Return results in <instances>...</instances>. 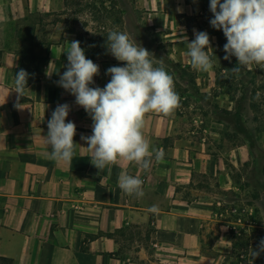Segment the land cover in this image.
Here are the masks:
<instances>
[{
    "label": "crops",
    "instance_id": "0c3cea01",
    "mask_svg": "<svg viewBox=\"0 0 264 264\" xmlns=\"http://www.w3.org/2000/svg\"><path fill=\"white\" fill-rule=\"evenodd\" d=\"M136 4L163 43L173 44L171 56L178 65L173 71L194 72L197 87L215 86L214 69L205 73L190 67L186 45L195 35L179 24L180 18L200 11V1ZM64 11L65 0H0V256L13 264H226L224 236L215 231L217 237L208 242L220 195L211 186L215 181L217 190H235L229 169L249 163V149L222 152L216 139L222 140L223 133L194 129L179 107L170 117H146L144 136L164 150L162 162L153 158L145 171L121 159L98 170L81 139L92 134L93 121L57 83L66 70L69 43L77 40L65 29ZM32 42L39 55L49 50V63L40 80L26 89L21 109L15 106L13 81L21 61L18 51ZM93 62L100 71L92 87L109 82V67L124 66L99 58ZM65 103L70 106L66 122L75 123L78 145L71 163H57L47 158L51 149L44 137L52 112ZM121 173L143 181L142 198L122 192ZM153 205L155 213L149 212Z\"/></svg>",
    "mask_w": 264,
    "mask_h": 264
},
{
    "label": "clouds",
    "instance_id": "9594fccd",
    "mask_svg": "<svg viewBox=\"0 0 264 264\" xmlns=\"http://www.w3.org/2000/svg\"><path fill=\"white\" fill-rule=\"evenodd\" d=\"M213 18L210 25L222 30L226 37L223 46L224 60L235 57L237 66L231 72L239 74L242 69L255 66L264 69V0H210ZM195 39L187 41L190 67L198 72H209L214 62L209 55L212 50L207 32L194 33ZM107 51L124 66L107 69L111 77L103 87H92L94 77L99 75V65L88 59L80 41L73 40L66 51V70L57 82L60 87L75 96V103L91 117L92 134L81 136L90 154L91 163L103 170L118 160L134 163L145 171L150 170L153 158L157 163L164 159V150L153 147L145 138L143 129L149 114L170 117L181 106V97L175 90V82L160 61L154 63L153 55L133 41L125 32L111 30L107 34ZM29 74L20 69L15 73L13 89L17 94L16 107L25 97ZM11 91V92H12ZM68 104H59L48 120V132L44 137L51 151L47 158L57 163H71L76 155L74 141L76 125L68 121ZM81 146V145H79ZM83 147V146H82ZM143 181L127 173H121L118 186L123 193L142 198ZM155 205L149 212H157ZM264 253V238L255 249L249 248L247 264H253Z\"/></svg>",
    "mask_w": 264,
    "mask_h": 264
},
{
    "label": "rangeland",
    "instance_id": "374dc122",
    "mask_svg": "<svg viewBox=\"0 0 264 264\" xmlns=\"http://www.w3.org/2000/svg\"><path fill=\"white\" fill-rule=\"evenodd\" d=\"M84 1L93 2L96 8L76 14L81 23L76 24L78 32L89 33L87 38L101 37L100 48L103 49L106 47L109 31L118 30L127 33L133 41L153 55L154 63L159 64L162 61L166 71L173 76L175 90L181 97L180 108L187 116L189 125L198 131L208 129V135L223 133L222 140L216 139V144L220 145L222 152H229L232 148L240 146L249 149L252 160L239 170L229 169V173H232V177L238 182L235 190L230 188L217 190L215 181L214 187L211 186V190L220 195L216 198L218 200H215L217 221L211 224L215 225V229L211 230L208 237V242L212 243L217 237L214 235L215 231L218 232V236H224L227 241L225 250L228 251L226 264H247L250 259L249 248L255 249L260 239L264 238V69L254 66L250 72L247 69H242L239 74L231 72L230 69L237 66V60L235 57L230 61L223 59L225 55L223 46L227 41H224V44L219 43L218 36L223 37V31L216 30L210 25V20L213 18L209 8L210 0H199L201 9L197 14L178 20L179 24L189 27L188 32L191 35L204 31L210 37L215 36L214 42L210 41L212 50H209V55L214 62L216 84L208 88L193 87L187 78L185 80V75L183 76L180 70L173 71V68L178 67L171 56L174 51L173 44L163 43L161 33L159 37L162 43H154L151 40L153 36L150 35L159 32L156 28L150 30L149 18L143 11L137 9L136 0H115L118 10L112 9L110 0L105 3L103 0ZM186 2L189 3V0ZM70 18L69 12L64 19ZM95 18L100 22H95ZM84 23L88 26H84ZM169 31L171 30L166 29L164 32ZM180 49L184 51L185 45L180 46ZM99 60L118 61L111 54ZM187 73L195 81V73L192 71ZM179 79L188 81L186 86L181 84ZM253 91L257 93L252 95ZM241 98H245L242 103L244 106L242 123L249 130V137L239 129L238 123H231L225 114L226 111H234ZM250 99L257 104L258 110L252 111L249 108ZM230 167L232 166L229 164L228 168ZM217 202H220V205ZM253 264H264V253L255 259Z\"/></svg>",
    "mask_w": 264,
    "mask_h": 264
},
{
    "label": "trees",
    "instance_id": "16d2710c",
    "mask_svg": "<svg viewBox=\"0 0 264 264\" xmlns=\"http://www.w3.org/2000/svg\"><path fill=\"white\" fill-rule=\"evenodd\" d=\"M107 0H103V2L105 3ZM103 3V4H104ZM110 3L112 4V9L113 10H118V5L117 2L115 0H110ZM93 2H85L84 0H65V6H66V11H64V14L68 16V13H71V18L67 19L66 21V30L70 33L76 34L77 36V40L80 41L81 47L85 50V55L88 59L93 60H97L98 58H104V57H108L109 53L107 51V47L100 48V44H101V37H91V38H87V36H89V33H81L78 32L76 29V24L80 23L79 21V17L76 16V14H81L82 12H84L86 9L89 10H93L95 9V4L93 5L94 7H92ZM120 18V17H119ZM96 19V18H95ZM119 22L121 21L120 19H117ZM100 22V20L96 19L95 22ZM94 22V21H93ZM81 24V23H80ZM85 24V25H84ZM84 26H88L90 25V22L88 21V25L86 23H84ZM153 27H150V30H153ZM104 34V33H102ZM156 35H150L153 36L152 37V41L154 43H162V41H160V33H155ZM216 36H218V34H215ZM219 39V43L224 44L226 42V37H220L218 36ZM225 41V42H224ZM221 44V46H222ZM37 44L35 43H30V44H26L25 46H22L19 51H18V56L20 57L21 61H20V65L17 69L16 72H18L20 69H24L28 74V81H27V85H31L34 82H38L40 80V78L44 75L45 73V67L48 65L49 63V50H47L46 55H39L36 53V49H37ZM162 47V46H161ZM104 50L106 52H104ZM2 58V52H0V60ZM250 72V71H248ZM186 73V74H185ZM182 74L186 80V78L188 79V81L190 82L191 85H193V87L196 86V83L194 81V79L187 75V71L184 70L182 71ZM187 81V82H188ZM256 91L252 92V95L256 94ZM245 100V98H241L238 102L237 105L235 107L234 111H226L225 114H227V116L229 117L230 122L232 123H238L239 124V129L243 132V134L246 137H249L250 133L249 130L243 125L242 123V111L244 110V106L242 105L243 101ZM249 108L252 111H256L258 110V106L257 104L250 99V103H249ZM229 121H227V123L230 124ZM263 130V129H261ZM260 130V131H261ZM238 184V182H236ZM0 264H13V260L7 257H1L0 256Z\"/></svg>",
    "mask_w": 264,
    "mask_h": 264
}]
</instances>
